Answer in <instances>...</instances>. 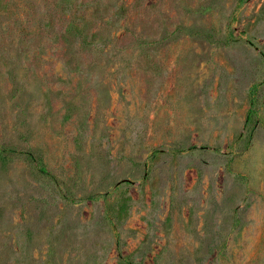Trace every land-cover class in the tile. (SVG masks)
<instances>
[{
    "label": "rangeland",
    "instance_id": "1",
    "mask_svg": "<svg viewBox=\"0 0 264 264\" xmlns=\"http://www.w3.org/2000/svg\"><path fill=\"white\" fill-rule=\"evenodd\" d=\"M0 264H264V0H0Z\"/></svg>",
    "mask_w": 264,
    "mask_h": 264
},
{
    "label": "trees",
    "instance_id": "2",
    "mask_svg": "<svg viewBox=\"0 0 264 264\" xmlns=\"http://www.w3.org/2000/svg\"><path fill=\"white\" fill-rule=\"evenodd\" d=\"M4 153L18 154V155L23 156L25 160L28 163L32 164L40 174L47 176V177H51V175L42 166V163L31 152H20L14 149L0 148V155L2 156L4 155Z\"/></svg>",
    "mask_w": 264,
    "mask_h": 264
}]
</instances>
